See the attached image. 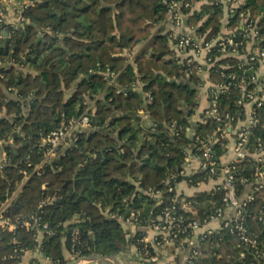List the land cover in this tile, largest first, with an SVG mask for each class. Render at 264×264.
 <instances>
[{
	"label": "trees",
	"instance_id": "obj_1",
	"mask_svg": "<svg viewBox=\"0 0 264 264\" xmlns=\"http://www.w3.org/2000/svg\"><path fill=\"white\" fill-rule=\"evenodd\" d=\"M169 1L35 0L23 12L24 27L13 29L14 38L0 47V61H13L0 66V139L7 153L2 170L0 161V202L12 198L7 214L13 218L41 216L54 231L41 243L43 254L53 261L66 262L63 238L74 226L66 224L73 217H78L75 226L88 243L85 254L119 256L133 245L142 248L143 228L152 226L176 195L186 220L203 221L223 206L220 191L201 190L192 197L168 191L173 176L192 184L207 180L201 172L189 178L179 175L188 147L195 143L188 128L198 108L201 76H188L187 66L176 62L167 34L156 29ZM244 8L257 19L264 46V0H245ZM222 15V8L209 2L190 16L189 24L197 26L202 20L199 32L210 29L211 36L220 28ZM47 27L49 32L39 37ZM146 39L150 43L135 54V64L128 63L123 50ZM223 61L231 65L228 72L241 73L239 57ZM99 66L110 67L115 82L109 84L98 73ZM215 80H221L219 73ZM236 94L233 90L222 97L232 113L239 112ZM89 105L91 127L78 131L74 143L43 163L47 145L41 137L59 126L63 113L81 115ZM144 115L151 125L143 123ZM260 118L262 125L251 136L252 153L257 137L264 140V110ZM217 127L208 120L194 130L207 136ZM214 152L216 156L223 150L217 145ZM255 164L252 155L239 163L237 180H252ZM254 196L245 220L264 244V187ZM41 201L45 204L39 208ZM184 201L188 208L182 206ZM132 212H139L134 235L118 218L127 219ZM36 235V228L20 225L14 231L0 229V264H18V250L39 245ZM220 238L214 248L202 247L197 264L255 261L250 248L238 246V236L223 231Z\"/></svg>",
	"mask_w": 264,
	"mask_h": 264
},
{
	"label": "built area",
	"instance_id": "obj_2",
	"mask_svg": "<svg viewBox=\"0 0 264 264\" xmlns=\"http://www.w3.org/2000/svg\"><path fill=\"white\" fill-rule=\"evenodd\" d=\"M34 2L35 0H2L0 31L6 30L13 35V29L23 28L27 22L23 12L34 5ZM209 2L221 7L223 11L221 26L216 34L211 36L210 29L199 32L202 20L197 26L189 24L190 16L199 13L203 5ZM244 5L245 0H170L165 18L157 26L167 34L168 44L175 54L176 62L187 66L188 76L194 73L201 76L198 86L208 101L207 105L199 111L201 115L197 117L196 125L214 120L218 127L207 136H202L193 129L195 143L188 147L187 156L191 154L200 159L198 169L191 175L201 172L207 179L218 178L219 182L214 191H220L223 206L215 209L214 213L203 221L186 220L179 212L177 195L174 196L162 215L151 226L155 231L154 240L148 242L145 237L140 239L143 245L141 249H138L139 254L149 262H158L159 250L165 245H171L182 246L186 250L185 264H197L203 256L202 247L205 244H208L210 248L219 245L220 235L225 231L238 236V246H245L253 251L255 261L251 264H264V244L255 233L250 231L245 220L247 205L255 199V192L264 187V140L261 136L257 137L256 149L253 153L251 152V136L255 128L262 125L260 111L264 110V46L258 21L251 16ZM15 9L20 12V15L16 17V21H9L8 14L14 13ZM231 18L236 20L232 22ZM49 29V27L44 28L38 36H44ZM122 55L127 58L128 63L135 64L134 49L125 48ZM234 56L242 60L241 73L228 72L231 65L223 61L227 57ZM11 64L13 61L9 59L0 61L1 67ZM21 66L24 64L21 63ZM97 71L108 79L109 84L115 82L116 74L110 71V67L106 66L102 69L99 66ZM216 73H219L221 80H215ZM233 90L237 91L235 103L239 107V112L235 113L230 110V104L226 106L222 101V97ZM147 96L149 100H152L149 94ZM91 107L92 105H89L85 112L77 116H67L63 113L59 126L41 137L42 145H47L43 163L51 162L57 157L60 148H67L74 143L73 136L78 131L91 127V114L88 113ZM2 143L4 141L0 139V144ZM217 145L224 153L231 151L233 154L232 159L226 164L222 163L221 154L214 155ZM251 155L257 162L253 179L242 176L238 181L237 165ZM6 160L7 153L4 152V156L0 158L1 170ZM39 166L37 165L36 168ZM179 175L186 176V169L183 168ZM172 182L168 186L169 192L177 190V184L180 181L173 176ZM200 182L202 181H197L195 184ZM243 184L245 189L241 191L240 186ZM45 187L46 185L43 184V188ZM19 190L20 187H17L14 195ZM11 201L12 198L9 197L0 202V229L14 231L19 225L36 228L35 238L39 241V245L33 249L18 250L16 257L21 260L29 252L33 253V256L43 254L41 234L49 236L53 235L54 231L47 223L42 222L41 216L36 213L16 218L8 215L7 208ZM44 204L45 201H41L39 208ZM187 205L186 201L182 204L184 208ZM138 217L139 212H132L127 219L118 216L123 223L134 225L138 222ZM212 220L221 221L219 228L209 226ZM78 221V217H73L66 223L74 224L69 235L63 239L67 250L66 262L87 256L84 250L88 248V243L82 237L81 227L75 226V222ZM45 259L52 264H62L60 259L53 261L48 256H45ZM36 261L37 258L32 257V262L29 264H35ZM84 261L87 260L79 264H83ZM174 263L175 261L169 262V264Z\"/></svg>",
	"mask_w": 264,
	"mask_h": 264
},
{
	"label": "crops",
	"instance_id": "obj_3",
	"mask_svg": "<svg viewBox=\"0 0 264 264\" xmlns=\"http://www.w3.org/2000/svg\"><path fill=\"white\" fill-rule=\"evenodd\" d=\"M19 15H20V12L15 9L14 13L8 14V20L16 21L17 19L16 17H18ZM156 29H158V27ZM2 40H3V36L1 37V42ZM137 46L134 48L135 54L141 51L143 48H145L148 45L146 44V46L140 49H138ZM207 101L208 100L204 97L203 91L199 89V95H198V100H197L198 108L196 109L194 115L190 117L191 126L188 128L190 135H192V132H193L192 130L197 124V121H198L197 117L198 116L200 117L201 115L199 114L200 113L199 111H201L207 105ZM144 119H146V123H145L146 125H151V121L148 120V116L144 115ZM4 152H5L4 143H2L0 144V158L4 156ZM221 155H222L221 156L222 163H225V164L229 162L233 156L231 151H228L225 153L223 152V154ZM199 164H200V159L198 157L191 155V154L187 156L185 164L183 166V168H185L187 171V175H186L187 178H189V176L192 173H194L196 169H198ZM218 182H219L218 178H211V179L202 181L199 184H195V183L192 184L191 180L186 179V177H184L177 184V193L183 194L184 197H192L193 195H195V193L201 190L208 191V192L214 190ZM188 207L189 205L185 208H188ZM220 223L221 221L219 220H212L209 223V226L214 227V228H219ZM123 226L131 235H134L136 233V230L138 229L137 225L130 224V223L124 222ZM143 230H144V237L146 238V241L152 242L155 236L154 229L151 226H149V227L143 228ZM43 237L44 236H42L41 234L42 239ZM63 252H64V255L67 256V250L65 246L63 248ZM159 254H160L159 255L160 259L158 262L156 263L149 262L147 260H144L141 257V255L139 254L138 248L135 245H133L128 251L121 253L117 257L119 258L122 264H169V262L171 261H175L174 264H185L186 263V250L182 248V246L177 247V246L165 245L159 250ZM32 257L37 258V261L35 262V264H52L51 261L45 259V256L43 254H37V256H33V253L31 252L26 253L23 256V258L19 261L18 264H29L30 262H32ZM83 264H114V263L109 259H103V260H94V261L93 260L84 261Z\"/></svg>",
	"mask_w": 264,
	"mask_h": 264
},
{
	"label": "water",
	"instance_id": "obj_4",
	"mask_svg": "<svg viewBox=\"0 0 264 264\" xmlns=\"http://www.w3.org/2000/svg\"><path fill=\"white\" fill-rule=\"evenodd\" d=\"M2 36H3V40L1 42V37ZM10 38H14V35H10L9 32L6 31V30H1L0 31V47H6ZM103 259H109L114 264H122L121 261L119 260V258L117 256H115V255L106 256V255L98 254V253L89 254L87 256H84L81 259H77L75 261L66 262L65 264H79L83 260H87V261H92L93 260L94 261V260H103Z\"/></svg>",
	"mask_w": 264,
	"mask_h": 264
},
{
	"label": "rangeland",
	"instance_id": "obj_5",
	"mask_svg": "<svg viewBox=\"0 0 264 264\" xmlns=\"http://www.w3.org/2000/svg\"><path fill=\"white\" fill-rule=\"evenodd\" d=\"M150 40L151 39H146V40H143L140 44H138L137 48L140 49L144 46H146V44L148 45L150 43ZM150 120V119H148ZM151 121V120H150ZM143 123H146V119H144V122ZM64 239V238H63Z\"/></svg>",
	"mask_w": 264,
	"mask_h": 264
}]
</instances>
